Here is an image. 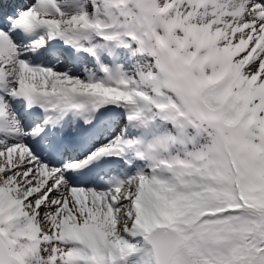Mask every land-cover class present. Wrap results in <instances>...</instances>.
I'll list each match as a JSON object with an SVG mask.
<instances>
[{"label":"snow or ice","instance_id":"obj_1","mask_svg":"<svg viewBox=\"0 0 264 264\" xmlns=\"http://www.w3.org/2000/svg\"><path fill=\"white\" fill-rule=\"evenodd\" d=\"M0 264H264V0H0Z\"/></svg>","mask_w":264,"mask_h":264}]
</instances>
